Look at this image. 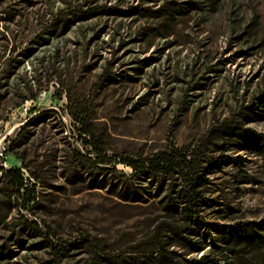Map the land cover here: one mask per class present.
Masks as SVG:
<instances>
[{"label": "rangeland", "instance_id": "374dc122", "mask_svg": "<svg viewBox=\"0 0 264 264\" xmlns=\"http://www.w3.org/2000/svg\"><path fill=\"white\" fill-rule=\"evenodd\" d=\"M262 99L264 0H0V264H264Z\"/></svg>", "mask_w": 264, "mask_h": 264}, {"label": "trees", "instance_id": "16d2710c", "mask_svg": "<svg viewBox=\"0 0 264 264\" xmlns=\"http://www.w3.org/2000/svg\"><path fill=\"white\" fill-rule=\"evenodd\" d=\"M264 103V100L262 99ZM261 142H264V135L260 136ZM124 163L131 166L134 170L138 171L141 168L145 167L142 165L139 160H127ZM172 158L168 157V155H160L155 157L154 159L148 161V168L152 170V172L156 174L168 172L170 170V166H172ZM5 178L10 179V182L14 184L20 190L25 186V179L21 174L20 169H10L5 173ZM204 176H198L197 179H192L188 186L184 189V191L180 192L181 199L183 200L182 211L188 217V219L193 224L202 223L203 217L199 210V205L202 197V192L200 188L204 185L205 182ZM176 206V205H173ZM58 250V247H55ZM63 250H59L58 253H62Z\"/></svg>", "mask_w": 264, "mask_h": 264}, {"label": "built area", "instance_id": "2783aa9c", "mask_svg": "<svg viewBox=\"0 0 264 264\" xmlns=\"http://www.w3.org/2000/svg\"><path fill=\"white\" fill-rule=\"evenodd\" d=\"M3 156V153L2 154H0V159H1V157ZM2 166H5L4 164H2ZM1 179V178H0Z\"/></svg>", "mask_w": 264, "mask_h": 264}]
</instances>
